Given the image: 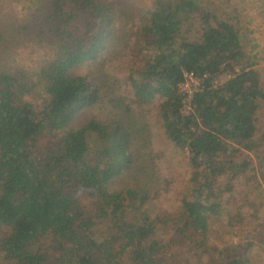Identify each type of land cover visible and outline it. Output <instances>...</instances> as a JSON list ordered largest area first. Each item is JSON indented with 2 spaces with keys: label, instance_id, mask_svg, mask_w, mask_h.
<instances>
[{
  "label": "trees",
  "instance_id": "1",
  "mask_svg": "<svg viewBox=\"0 0 264 264\" xmlns=\"http://www.w3.org/2000/svg\"><path fill=\"white\" fill-rule=\"evenodd\" d=\"M116 1L32 0L11 20L0 1V264H251L264 218L237 245L210 243L239 187L264 185V84L238 17L206 0H150L135 19ZM26 46L42 55L25 71L10 63ZM127 56L122 94L107 64ZM185 74L203 78L187 115ZM154 99L193 169L176 215L154 202L173 183L148 155ZM87 110L97 116L70 128ZM123 176L132 186L112 191Z\"/></svg>",
  "mask_w": 264,
  "mask_h": 264
},
{
  "label": "rangeland",
  "instance_id": "2",
  "mask_svg": "<svg viewBox=\"0 0 264 264\" xmlns=\"http://www.w3.org/2000/svg\"><path fill=\"white\" fill-rule=\"evenodd\" d=\"M4 1L5 5L3 13L6 14L8 19L13 17L20 18L27 13L30 9L32 0H0ZM105 1V0H104ZM117 2L116 0H109ZM209 3L216 5L220 12H227L234 18L238 17L239 24L238 30L242 34L244 48L247 51V55L253 58V69L262 78V84H264V4L263 8L257 9L258 5H253L250 2L252 0H206ZM119 3L126 4L132 8V12L136 16L141 10H146L150 7V0H119ZM239 12H234V10ZM128 18L131 19L130 16ZM42 55L40 51L34 50L33 47L26 46L20 48L12 56V62L10 64L17 66L18 69L30 70L35 67ZM134 61L127 57H119L117 60H111L107 64V72H111L114 79L117 77L120 79L121 93L129 94L130 88L127 84L126 78L129 74V68L133 67ZM135 65L136 62H135ZM85 66L72 70L73 75H82L86 72ZM229 77L223 75L220 77V82H225ZM202 83L203 78L200 79ZM188 86L181 87L183 93L188 91L187 104L184 106V113L188 114V102L190 97L195 92L193 84H187ZM186 91V92H185ZM163 100L154 101L148 105L145 109L148 111V126H149V142L151 148L148 155L157 160L158 168L162 176L169 177L173 181L172 188L167 194L163 193L158 195L154 202L157 206L165 209L170 215H176L179 212L178 199L176 194L181 191L186 184V181L192 172V166L189 162L188 153L185 150H180L173 147L164 137L161 129L157 113L159 111L160 104ZM94 111H85L77 115L70 124V128H80L89 122L93 117H96ZM106 113L101 114V118L104 119ZM258 128L264 131V123L261 121L258 124ZM250 157L252 153H250ZM258 183H260L258 181ZM131 181L125 176L120 177L114 181L110 189L112 191H118L124 188L131 187ZM241 191L242 197L238 196V192ZM237 192V200L231 204H224L223 211L220 213V217L210 221V243L218 248H223L229 245H237L245 241L249 234V231L253 228H257V220L264 218V185H258V187L240 186ZM258 199L257 204L254 202ZM229 213V214H228ZM228 214V215H227ZM228 217V218H227ZM241 220V222H240ZM258 230V228L256 229ZM251 264H264V242L255 244L252 251L249 253Z\"/></svg>",
  "mask_w": 264,
  "mask_h": 264
},
{
  "label": "built area",
  "instance_id": "3",
  "mask_svg": "<svg viewBox=\"0 0 264 264\" xmlns=\"http://www.w3.org/2000/svg\"><path fill=\"white\" fill-rule=\"evenodd\" d=\"M190 83L193 84L194 90H197L201 85L199 78L194 77L192 74H185L184 81L179 85V91L186 97L188 95V91L187 92L185 91L186 93H183L181 87L186 88L188 86L187 84Z\"/></svg>",
  "mask_w": 264,
  "mask_h": 264
}]
</instances>
